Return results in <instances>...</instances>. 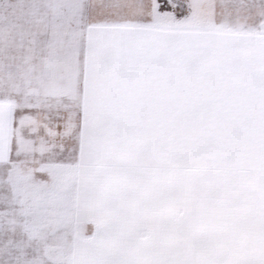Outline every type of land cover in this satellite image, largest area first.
Returning a JSON list of instances; mask_svg holds the SVG:
<instances>
[{"label":"snow or ice","instance_id":"1","mask_svg":"<svg viewBox=\"0 0 264 264\" xmlns=\"http://www.w3.org/2000/svg\"><path fill=\"white\" fill-rule=\"evenodd\" d=\"M235 2L53 0L77 25L68 103L35 127L0 104V264H196L181 245L212 218L183 162L253 117L264 136V0Z\"/></svg>","mask_w":264,"mask_h":264},{"label":"crops","instance_id":"2","mask_svg":"<svg viewBox=\"0 0 264 264\" xmlns=\"http://www.w3.org/2000/svg\"><path fill=\"white\" fill-rule=\"evenodd\" d=\"M227 7L235 14L244 8V4L241 0H236ZM219 9L223 12L225 5L220 4ZM8 14L51 16L48 26L50 37L47 41L49 50H37L36 47L40 45L36 43L37 45H28L33 49L26 52L24 44H17L15 54L11 52L0 56L2 63L6 64V61L10 60L16 67L12 71L0 70V104L20 109L28 104L35 105L36 119L32 122L33 126L41 122L50 123L68 103L67 99L53 96L51 92L54 85L63 79L75 43L77 25L53 3V0H0V15ZM243 128H255L251 131L249 139L245 136L248 132ZM181 172L183 185L177 194L185 195L192 201L193 214H207L204 201L210 199L215 203L219 201V207L224 206L226 215L233 218L234 205L243 206V199H256L253 197L255 190L264 191V136L261 134L259 123L254 117L250 119L239 129L237 140L228 146L221 147L209 140L201 141L199 150L183 162ZM239 187L242 192L245 191V194L240 196L241 203L233 201L234 189ZM202 200L204 203L200 205ZM258 203L259 201L257 206ZM251 213L246 207L244 223H252L253 220L249 219L253 216ZM148 236L147 230L137 233L139 240H145Z\"/></svg>","mask_w":264,"mask_h":264},{"label":"rangeland","instance_id":"3","mask_svg":"<svg viewBox=\"0 0 264 264\" xmlns=\"http://www.w3.org/2000/svg\"><path fill=\"white\" fill-rule=\"evenodd\" d=\"M50 18L51 16L48 14L0 15V56L11 52V54H15L17 44H24L23 48L28 52L29 49H33L28 45L37 43L40 45L36 47L37 50L48 52ZM1 61L0 58V70L12 71L16 69L15 64L10 60L6 61V64ZM243 129L248 132V134L245 133V136L249 139L251 131L255 128ZM244 194L245 191L242 192L240 187L234 189L233 201L240 202L242 199L240 196ZM253 197L256 199L252 197L243 199L242 202L245 203L243 206H233V218L226 215L224 206L219 207V201L215 203V201L206 199L207 201L204 202L207 208L204 209H207V215L212 218V222L202 234L181 245L183 257L196 262V264H264V191L257 190L256 192L255 190ZM257 201H259L258 206ZM204 202L200 201V205ZM246 207L253 215L249 217L251 221L253 220L251 224L243 221ZM227 214L229 213L227 212Z\"/></svg>","mask_w":264,"mask_h":264}]
</instances>
